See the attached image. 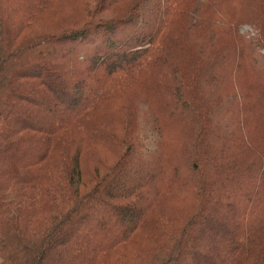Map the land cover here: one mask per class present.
<instances>
[{
	"label": "trees",
	"instance_id": "trees-1",
	"mask_svg": "<svg viewBox=\"0 0 264 264\" xmlns=\"http://www.w3.org/2000/svg\"><path fill=\"white\" fill-rule=\"evenodd\" d=\"M262 52L264 0H0V264H264Z\"/></svg>",
	"mask_w": 264,
	"mask_h": 264
},
{
	"label": "rangeland",
	"instance_id": "rangeland-1",
	"mask_svg": "<svg viewBox=\"0 0 264 264\" xmlns=\"http://www.w3.org/2000/svg\"><path fill=\"white\" fill-rule=\"evenodd\" d=\"M239 31L240 34L244 35L249 40L258 36V31H256L255 28L249 24L241 26ZM262 53L264 54V52ZM146 95L147 94L145 92L141 93L137 90V94L136 91H134L130 100L136 104V109H138L140 114L137 146L141 147V151L134 157L136 162L140 159L139 164H141L140 166L142 171L141 174H139V177H144L152 169H155L156 173L160 172L158 170L161 165V160L157 159L159 157L158 154L161 153L159 152L160 150L167 154L170 153L174 156L176 155L178 151L177 136L181 134L182 130L179 123L176 122L162 125L163 122L160 118L161 116H159L161 113L158 112L155 105L151 103L150 98ZM158 120L159 123H157ZM155 126L159 127L158 129H160L161 133L159 131H154L156 130ZM156 148L158 149L157 154L152 155V151ZM165 165L166 163H162V166ZM162 173L165 179L170 175L169 170H164ZM178 185H175L173 188L175 190L174 194H176L175 204L184 206L185 204L183 202L185 199L183 197L188 196V194L185 193L184 189ZM234 195L236 196L237 193ZM243 205H246V202H244Z\"/></svg>",
	"mask_w": 264,
	"mask_h": 264
}]
</instances>
